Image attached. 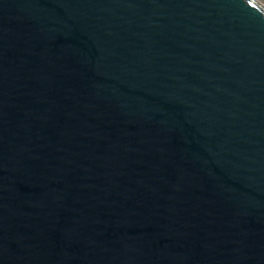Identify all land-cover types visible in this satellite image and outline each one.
<instances>
[{
    "label": "water",
    "instance_id": "95a60500",
    "mask_svg": "<svg viewBox=\"0 0 264 264\" xmlns=\"http://www.w3.org/2000/svg\"><path fill=\"white\" fill-rule=\"evenodd\" d=\"M0 264H264V9L0 0Z\"/></svg>",
    "mask_w": 264,
    "mask_h": 264
},
{
    "label": "bare ground",
    "instance_id": "6f19581e",
    "mask_svg": "<svg viewBox=\"0 0 264 264\" xmlns=\"http://www.w3.org/2000/svg\"><path fill=\"white\" fill-rule=\"evenodd\" d=\"M252 1L264 9V1L263 0H252Z\"/></svg>",
    "mask_w": 264,
    "mask_h": 264
},
{
    "label": "rangeland",
    "instance_id": "374dc122",
    "mask_svg": "<svg viewBox=\"0 0 264 264\" xmlns=\"http://www.w3.org/2000/svg\"><path fill=\"white\" fill-rule=\"evenodd\" d=\"M264 1V0H263Z\"/></svg>",
    "mask_w": 264,
    "mask_h": 264
}]
</instances>
